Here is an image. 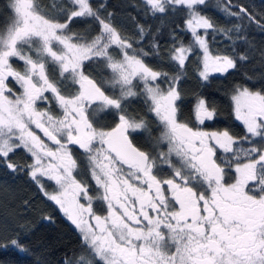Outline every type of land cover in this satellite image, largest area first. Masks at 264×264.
<instances>
[{"label": "snow or ice", "instance_id": "snow-or-ice-1", "mask_svg": "<svg viewBox=\"0 0 264 264\" xmlns=\"http://www.w3.org/2000/svg\"><path fill=\"white\" fill-rule=\"evenodd\" d=\"M144 2L153 14L186 13L190 40L168 53L175 75L146 62L143 27L139 39L122 35L102 0H66L58 14L38 0H9L0 23V161L15 172L9 157L24 151L31 180L81 234L65 264H264V90L235 86L239 138L202 127L216 116L203 98L191 126L177 105L190 55L204 81L236 67L210 47L209 30L230 39L243 25H215L200 9L206 0ZM223 11L264 30V16L243 6ZM130 98H142L159 128L146 148L130 139L148 128L128 110Z\"/></svg>", "mask_w": 264, "mask_h": 264}, {"label": "trees", "instance_id": "trees-1", "mask_svg": "<svg viewBox=\"0 0 264 264\" xmlns=\"http://www.w3.org/2000/svg\"><path fill=\"white\" fill-rule=\"evenodd\" d=\"M99 2L93 0L94 6ZM102 2V15L110 14L111 22L122 35L139 39L138 30L143 27L145 38L140 46L148 53L146 62L150 66L169 75L177 73L178 66L168 59L169 50L180 41L187 44L190 40V34L184 31L186 13L180 6L166 14H153L144 0ZM38 3L44 11L58 14L66 0H38ZM8 4L9 0H0V23L8 18ZM231 4L243 6L258 18L264 16V0H231ZM225 7L232 12L238 11L225 0H206L200 9L218 27L243 25L239 33H231L230 39L212 30L207 37L213 50L236 60V67L224 74L213 73L204 81L196 71V55H190L185 64L186 75L177 88L182 91V104L193 105L199 97L216 109L208 129H227L239 138L245 134L244 126L235 118L231 96L237 85L254 91L264 90V30L255 24L249 25L246 19L241 21L229 16L223 11ZM73 30L82 31L83 26L75 23ZM241 55L246 59H240ZM249 146L246 142L243 144L245 148ZM9 161L20 168L13 172L0 161V264H65L80 252V235L31 180L24 169V165L30 163L28 155L18 150L10 155ZM11 239L22 241L23 250L12 245Z\"/></svg>", "mask_w": 264, "mask_h": 264}, {"label": "flooded vegetation", "instance_id": "flooded-vegetation-1", "mask_svg": "<svg viewBox=\"0 0 264 264\" xmlns=\"http://www.w3.org/2000/svg\"><path fill=\"white\" fill-rule=\"evenodd\" d=\"M178 90L181 94L180 99L177 101V105H178L179 110H180V118L184 121L191 122L190 123V126H191V124H194V122H195L193 109H194V105L196 104L197 101H195L193 105L189 104V102H187L186 104H182V91L180 89H178ZM128 110L133 114H138V115L142 116L144 118V120L147 121V123H148L147 130H137L135 132L130 131V139H132L134 144H136L137 146H140L142 148H146V146H150L151 144H153L156 137L159 136V128H158L155 117L151 113L147 112V108L144 105L142 98H130V100L128 102ZM100 115H103V114L101 113ZM209 122H211V121H206L205 125H203L202 127L205 130H209V131L215 130V129H208L207 128V125ZM101 123L102 124H110L111 123V117L110 116H104V118L101 120ZM34 131H36L37 135H40L42 139H46L43 137L42 133L39 130L34 129ZM216 131H220V130H216ZM161 147L166 150L165 145H162ZM30 162H31V160H30ZM42 180H44L45 186L48 188L49 191L54 190V182L47 181L46 178H42ZM230 182H231V180H230ZM91 194H94V193H91ZM45 198H47V197H45ZM56 207L59 210L58 206H56ZM59 212L68 221V219L64 216V214L60 210H59ZM72 227L77 231V233L81 237V234L75 228V226L72 225Z\"/></svg>", "mask_w": 264, "mask_h": 264}, {"label": "water", "instance_id": "water-1", "mask_svg": "<svg viewBox=\"0 0 264 264\" xmlns=\"http://www.w3.org/2000/svg\"><path fill=\"white\" fill-rule=\"evenodd\" d=\"M225 2H226V4H228V5H229V2H228V0H225ZM229 6H230V7H233V8H237V9L239 10V7H238V6H236V5L230 4Z\"/></svg>", "mask_w": 264, "mask_h": 264}, {"label": "rangeland", "instance_id": "rangeland-1", "mask_svg": "<svg viewBox=\"0 0 264 264\" xmlns=\"http://www.w3.org/2000/svg\"><path fill=\"white\" fill-rule=\"evenodd\" d=\"M241 122V121H240ZM242 123V122H241ZM69 221V220H68ZM70 222V221H69ZM71 223V222H70ZM72 224V223H71ZM73 225V224H72ZM74 226V225H73Z\"/></svg>", "mask_w": 264, "mask_h": 264}]
</instances>
